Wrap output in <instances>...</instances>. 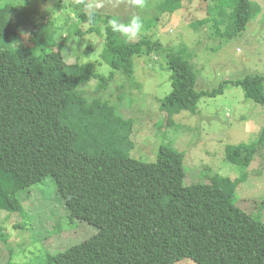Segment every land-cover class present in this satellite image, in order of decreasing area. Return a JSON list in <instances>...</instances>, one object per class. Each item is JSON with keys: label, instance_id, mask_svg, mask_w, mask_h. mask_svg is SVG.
Returning <instances> with one entry per match:
<instances>
[{"label": "trees", "instance_id": "obj_1", "mask_svg": "<svg viewBox=\"0 0 264 264\" xmlns=\"http://www.w3.org/2000/svg\"><path fill=\"white\" fill-rule=\"evenodd\" d=\"M89 2H76L77 18L88 29H72L66 41L61 27L54 37L53 22L34 23L31 7L0 0V39L7 42L0 48V211L10 219L21 215L13 224L16 229L30 228L28 202L20 194L51 176L70 217L95 225L97 232L60 252H48L44 264H175L184 258L196 264H264V221L259 215L264 194L258 202L251 201L261 206L259 212H248L235 201L237 195L247 199L238 187L251 176L246 169L264 138V127L255 144L226 146L225 160L240 166L239 176L202 167L197 170L202 175L190 173L185 181L184 153L164 144L154 162L131 156L127 143L136 119L123 117L116 103L89 99L82 91L92 78L105 87L116 73L134 84L133 57L161 51L172 89L159 110L171 120L181 111L196 113L201 97L222 93L227 83L242 86L247 97L264 104V75L197 90V75L184 46L165 47L146 38L126 41L108 25L113 19L108 13L99 9L88 22ZM193 2L165 0L160 8L172 12ZM256 3L218 0L207 6L208 16L196 20V27L211 21L217 35L232 39L259 12ZM28 24L27 41L20 43ZM97 32L108 49L102 54L112 68L107 78L94 72L95 63L65 58L68 44H80L85 34ZM88 52L86 45L82 54ZM0 238L13 242L1 229Z\"/></svg>", "mask_w": 264, "mask_h": 264}, {"label": "rangeland", "instance_id": "obj_2", "mask_svg": "<svg viewBox=\"0 0 264 264\" xmlns=\"http://www.w3.org/2000/svg\"><path fill=\"white\" fill-rule=\"evenodd\" d=\"M78 1L13 0V3L24 9L31 7L36 24L42 21L53 22L50 29L54 37L59 33L56 27H61L66 40L72 29L85 30L89 27L77 18ZM163 1L165 0H145L144 6L138 8L130 0H104V7L100 12L108 13L124 23L133 16L141 17V34L134 39L121 34L126 41L146 38L161 42L165 47L178 49L184 46V56L190 60L197 75V90H211L222 81L241 79L246 75H264V0H254L261 9L251 17L244 31L229 40L216 34L211 21L196 27V20L201 21L208 16L207 6L216 4L218 0H194L192 6L183 4L172 12L161 10ZM182 2L185 3L186 0ZM30 28L31 25L28 24L22 29L25 34L20 43L27 41L26 34ZM6 43V39L1 38L0 48L6 46ZM86 45L89 52L82 54ZM67 50L65 58L69 62L95 63L94 72L98 76L107 78L112 71L111 66L102 58V54L108 49L103 36L98 32L85 34L80 44H68ZM133 64L134 84L116 73L115 78L105 87L98 85L97 78L82 85L87 98L100 97L102 103L103 98H106L105 102L116 103L123 117L136 119L134 131L128 138L129 154L154 162L159 146L165 144L185 154V181L190 173H198L197 170L202 167H210L213 173L230 178L239 176L240 166L225 160L226 146L256 143L264 127V104L247 97L242 86L227 83L224 84L222 93L201 97L196 113L181 111L167 120L159 110L161 100L172 89L171 71L167 68L165 54L153 50L149 55L134 56ZM121 81L123 87H120ZM136 84H141V87L137 88ZM262 88L264 90V82ZM87 134L89 136V132ZM246 171H250L251 176L248 175L247 180L239 185L238 193H243L247 199H239L237 195L235 201L248 212L256 209L259 212L261 206H252L251 201L258 202L262 199L261 193L264 194V138ZM198 175H202V172ZM33 189L20 194L28 202L25 209L33 222L30 228L16 229L13 224L21 219V215L10 219L5 211H0L2 235L8 234L13 241L11 244L9 240L0 238V264L10 261L15 264H44L47 262L48 252H60L97 232L95 225L70 217L51 176L36 184ZM259 215L264 221V209ZM56 226H59L57 230ZM175 264L196 263L184 258Z\"/></svg>", "mask_w": 264, "mask_h": 264}, {"label": "clouds", "instance_id": "obj_3", "mask_svg": "<svg viewBox=\"0 0 264 264\" xmlns=\"http://www.w3.org/2000/svg\"><path fill=\"white\" fill-rule=\"evenodd\" d=\"M130 2L138 8H142L145 0H130ZM85 7L88 22L91 23L95 18L96 11L104 7V0H90L89 3H86ZM108 25L114 33L122 34L130 39H134L140 35L143 29V22L139 16H133L127 23L113 18L108 21Z\"/></svg>", "mask_w": 264, "mask_h": 264}]
</instances>
